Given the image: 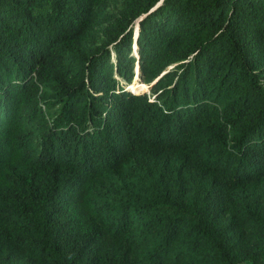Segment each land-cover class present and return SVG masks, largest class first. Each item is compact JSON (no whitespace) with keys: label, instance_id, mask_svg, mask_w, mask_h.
Wrapping results in <instances>:
<instances>
[{"label":"trees","instance_id":"1","mask_svg":"<svg viewBox=\"0 0 264 264\" xmlns=\"http://www.w3.org/2000/svg\"><path fill=\"white\" fill-rule=\"evenodd\" d=\"M106 2L0 0V264H264V0Z\"/></svg>","mask_w":264,"mask_h":264},{"label":"rangeland","instance_id":"2","mask_svg":"<svg viewBox=\"0 0 264 264\" xmlns=\"http://www.w3.org/2000/svg\"><path fill=\"white\" fill-rule=\"evenodd\" d=\"M125 3H126V0H107L105 7L103 8L104 11H103V16H102L103 20H105L106 22L102 24V27L106 26L110 21L116 18L118 12L124 7ZM98 30H99L98 31L99 39H101L100 38L102 36L100 34L101 29H98ZM133 71L136 72L137 74L134 76L133 80L130 82L129 87L132 90H141L140 87L144 83L140 79L138 67L137 66L134 67ZM147 90L148 88L146 89V91Z\"/></svg>","mask_w":264,"mask_h":264}]
</instances>
